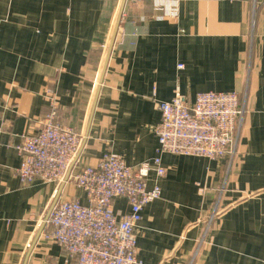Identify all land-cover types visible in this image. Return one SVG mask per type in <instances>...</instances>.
I'll use <instances>...</instances> for the list:
<instances>
[{
  "label": "crops",
  "instance_id": "1",
  "mask_svg": "<svg viewBox=\"0 0 264 264\" xmlns=\"http://www.w3.org/2000/svg\"><path fill=\"white\" fill-rule=\"evenodd\" d=\"M179 1L172 21L153 0H0V264H77L44 229L59 199L84 193L73 183L23 185L17 172L22 136L53 98L58 121L82 136L72 170L105 153L132 167L162 159L161 197L138 227L139 264H188L218 201L194 264H264V5ZM177 90L190 102L239 94L246 113L232 166L160 153V103ZM114 210L130 205L118 197Z\"/></svg>",
  "mask_w": 264,
  "mask_h": 264
},
{
  "label": "built area",
  "instance_id": "2",
  "mask_svg": "<svg viewBox=\"0 0 264 264\" xmlns=\"http://www.w3.org/2000/svg\"><path fill=\"white\" fill-rule=\"evenodd\" d=\"M253 2L264 5V0ZM153 8L155 12L161 11L160 18L177 21L180 1L153 0ZM49 104L51 111L41 117L35 129L22 136L18 177L23 185L36 179L48 184L73 183L86 200L77 196L59 199L46 219L44 236L77 264H139L138 227L144 207L161 197L160 179L167 172L162 159L156 157L132 167L123 158L105 153L96 164L76 172L72 169L78 162L82 136L58 121L60 104L56 99H51ZM160 110L162 120L156 134L161 154L229 158L232 166L246 112L237 92H199L195 101L190 102L177 90L171 100L160 103ZM150 180L154 183L152 187ZM118 197L128 201L130 211L115 212L114 202ZM218 209L219 201L188 264L195 263Z\"/></svg>",
  "mask_w": 264,
  "mask_h": 264
},
{
  "label": "rangeland",
  "instance_id": "3",
  "mask_svg": "<svg viewBox=\"0 0 264 264\" xmlns=\"http://www.w3.org/2000/svg\"><path fill=\"white\" fill-rule=\"evenodd\" d=\"M239 99L241 100V97L239 96ZM244 110L246 111V108H245V106H244ZM246 113V112H245ZM226 180V179H225ZM226 183V181L223 183V186H221V188L223 189L224 187H225V184ZM223 191V190H222ZM221 191V192H222ZM222 195V193H220V196ZM220 198V197H219Z\"/></svg>",
  "mask_w": 264,
  "mask_h": 264
},
{
  "label": "water",
  "instance_id": "4",
  "mask_svg": "<svg viewBox=\"0 0 264 264\" xmlns=\"http://www.w3.org/2000/svg\"><path fill=\"white\" fill-rule=\"evenodd\" d=\"M122 15H123V9L121 10V17H122ZM120 20H121V18H120ZM120 20H119V22H118V26H119V23H120ZM70 174V173H69ZM69 174H68V176H69ZM68 178V177H67Z\"/></svg>",
  "mask_w": 264,
  "mask_h": 264
}]
</instances>
